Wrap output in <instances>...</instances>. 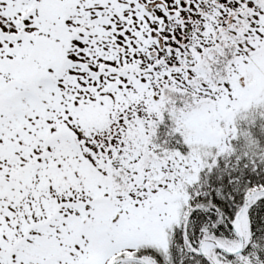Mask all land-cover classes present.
Segmentation results:
<instances>
[{
    "label": "snow or ice",
    "instance_id": "snow-or-ice-1",
    "mask_svg": "<svg viewBox=\"0 0 264 264\" xmlns=\"http://www.w3.org/2000/svg\"><path fill=\"white\" fill-rule=\"evenodd\" d=\"M0 264H264V0H0Z\"/></svg>",
    "mask_w": 264,
    "mask_h": 264
}]
</instances>
